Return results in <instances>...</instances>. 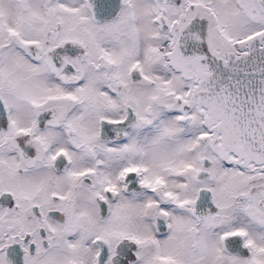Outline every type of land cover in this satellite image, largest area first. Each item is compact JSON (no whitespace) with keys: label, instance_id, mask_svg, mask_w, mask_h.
Instances as JSON below:
<instances>
[{"label":"snow or ice","instance_id":"1","mask_svg":"<svg viewBox=\"0 0 264 264\" xmlns=\"http://www.w3.org/2000/svg\"><path fill=\"white\" fill-rule=\"evenodd\" d=\"M0 264H264V0H0Z\"/></svg>","mask_w":264,"mask_h":264}]
</instances>
